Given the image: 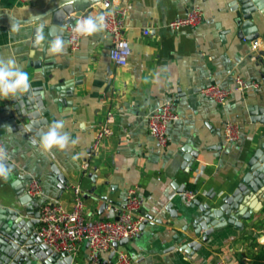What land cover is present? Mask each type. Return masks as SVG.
I'll return each mask as SVG.
<instances>
[{"label":"crops","instance_id":"crops-1","mask_svg":"<svg viewBox=\"0 0 264 264\" xmlns=\"http://www.w3.org/2000/svg\"><path fill=\"white\" fill-rule=\"evenodd\" d=\"M59 1L0 0V57L15 60L29 74L32 87H43L41 111L48 124L41 129L46 131L53 121L63 120L64 131L79 143L66 150L42 151L40 138L33 141L16 127L19 120L12 115V97H0V142L18 172L8 181L0 179V204L18 205L11 183L20 181L26 189L28 180L36 177L42 199L70 207L73 188L80 186L87 213L107 218L116 216L115 208L125 205L128 189L136 186L143 196L141 213L145 218L151 215L154 222L145 224L122 246L132 264H252V255L264 248L260 195L247 196L240 205L241 212L253 210L250 219L240 216L242 228L227 224L204 242L192 225L200 211L191 207L180 190H194L200 201L214 204L234 191L264 139V16L256 12L251 19L261 42L254 49V29H243V17L238 16L233 0H127L132 3L125 21L131 46L127 66L112 61V38L104 29L83 37L77 50L68 44L64 54L47 52L51 62L36 67L33 61L43 57V49L33 48L32 37L41 21L28 19ZM77 6L75 15L97 14V3ZM191 7L203 11L200 25L169 28L170 21ZM17 25L19 30L14 31ZM146 28L152 31L148 35ZM237 76L256 81L258 87L244 93L234 90L224 105L201 93L209 83L235 89ZM171 99L179 118L170 123L168 145L161 148L149 133L148 114ZM109 109L115 111L114 134L95 155L96 128ZM228 122L239 125L235 141L226 139ZM84 159L90 160V171L83 170ZM59 171L67 179L64 189L59 186ZM191 241L201 247L194 253L180 249ZM110 253L104 255L108 264ZM88 258L85 243L74 264Z\"/></svg>","mask_w":264,"mask_h":264},{"label":"built area","instance_id":"built-area-1","mask_svg":"<svg viewBox=\"0 0 264 264\" xmlns=\"http://www.w3.org/2000/svg\"><path fill=\"white\" fill-rule=\"evenodd\" d=\"M30 2L32 0H20ZM98 9L96 16H105V30L111 35L110 57L118 66H127L131 56L130 41L125 35V21L132 9V3L123 0H101L97 2ZM73 26L68 28L69 47L77 50L83 36L75 32L77 21L87 16L88 12L78 13ZM93 16V17H96ZM203 11L198 7H191L184 15L169 22V28L180 30L184 27L194 28L203 21ZM152 31L144 29L146 35ZM261 42L253 41L252 47L258 49ZM235 89L223 88L218 84L209 83L201 88V93L213 99L219 105H224L233 94L234 90L246 92L250 88L258 87L256 81H249L242 76L236 77ZM179 118L175 109L174 100H167L158 108L148 114L149 133L156 140L161 148H165L169 142L168 127L170 123ZM115 120V111L109 109L106 117L101 121L95 132V139L92 151L96 155L103 146L104 140L114 134L112 124ZM225 136L228 141H235L239 136V125L228 122L225 127ZM0 148H4L0 142ZM5 149V148H4ZM83 170L92 169L89 159H84ZM26 192L32 197L41 200L39 222L36 227L40 243L47 245L56 252H65L73 257L78 255L83 243H87L89 258L82 264H108L109 259L104 255L114 251L111 264H132L131 255L119 245L123 239H132L141 231V225L145 219L142 212L143 196L138 188L130 187L125 205L115 208L117 214L114 217L92 216L85 210V200L80 186L73 188V199L70 207L59 201L42 199L43 189L38 178L28 180ZM188 202L196 198L194 190L183 192ZM264 194L260 195V199Z\"/></svg>","mask_w":264,"mask_h":264},{"label":"water","instance_id":"water-1","mask_svg":"<svg viewBox=\"0 0 264 264\" xmlns=\"http://www.w3.org/2000/svg\"><path fill=\"white\" fill-rule=\"evenodd\" d=\"M100 1L61 0L41 15L28 19L29 21L40 20L41 23L45 24L43 31L45 39L40 44L36 43L35 38L36 29L41 23L33 28V48L41 47L43 49V57L33 61V64L39 67L45 62H51L50 59H46L48 42L53 38V34H62L64 38L68 37V28L75 23L77 4L87 6ZM233 5L236 6L235 10H237L238 16L242 15L243 17V29L253 28L252 40H258V27L254 25L251 19L253 18V13L256 12H260L264 16V0H233ZM1 16L11 17L17 21H28L27 19H17L7 13H3ZM242 32L246 33L247 31L243 30ZM42 90V86H31L28 92L11 98L13 103L12 115L19 120L16 127L28 134L33 141H37L40 138L44 132L41 127L48 124V119L44 116V112L41 111L45 100V93ZM192 155L195 156L196 153L194 152ZM191 159L192 157L188 155V162ZM7 163L12 167V173L18 175L14 165L9 160ZM57 173L60 180L59 186L64 189L67 179L60 171ZM11 185L16 189L18 205L0 204V264H74L75 262L71 255L65 252H56L47 245L40 243L36 227L39 222L41 200L29 195L20 181H13ZM180 191L184 192V187ZM262 194H264V139L254 149L248 160L246 170L232 193L223 195L214 204L202 202L197 197L191 201V207L197 206L200 211V214L194 219L192 224L194 233L201 235L203 241L207 242L215 230L227 224L234 225L236 229L242 228L243 222L240 220V216L245 220L250 219L253 210L241 212L239 211L240 205L245 204L247 196H259ZM214 196L215 194L211 195L210 199H214ZM149 222H154L153 217L146 215L141 229ZM129 240L123 239L119 242V245L123 246ZM200 247L201 243L191 241L182 245L180 249L194 253ZM113 257L114 251L110 253L111 260Z\"/></svg>","mask_w":264,"mask_h":264},{"label":"clouds","instance_id":"clouds-1","mask_svg":"<svg viewBox=\"0 0 264 264\" xmlns=\"http://www.w3.org/2000/svg\"><path fill=\"white\" fill-rule=\"evenodd\" d=\"M106 27L103 14L93 17L87 16L77 21L75 32L83 37H91L102 32ZM45 24L41 23L36 29V43L40 44L44 39L43 31ZM19 30V25L14 31ZM69 41L65 40L62 34H53L48 42L47 52L49 55H61L66 53ZM31 87L29 74L11 58L0 57V97L7 99L18 94L26 93ZM11 130V127H8ZM63 120L53 121L51 125L40 136L39 147L42 151L48 152L53 149L66 150L69 145L76 146L79 139H73L71 134L64 131ZM9 155L4 148H0V179L8 181L13 172L12 167L7 163Z\"/></svg>","mask_w":264,"mask_h":264},{"label":"trees","instance_id":"trees-1","mask_svg":"<svg viewBox=\"0 0 264 264\" xmlns=\"http://www.w3.org/2000/svg\"><path fill=\"white\" fill-rule=\"evenodd\" d=\"M252 264H264V248L254 253L251 257Z\"/></svg>","mask_w":264,"mask_h":264},{"label":"rangeland","instance_id":"rangeland-1","mask_svg":"<svg viewBox=\"0 0 264 264\" xmlns=\"http://www.w3.org/2000/svg\"><path fill=\"white\" fill-rule=\"evenodd\" d=\"M84 244H85V243H83V245H82V246H84Z\"/></svg>","mask_w":264,"mask_h":264}]
</instances>
